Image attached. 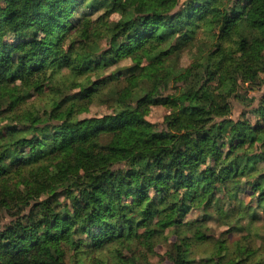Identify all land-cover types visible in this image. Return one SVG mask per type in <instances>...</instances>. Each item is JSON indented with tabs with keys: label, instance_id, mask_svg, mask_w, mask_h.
Returning <instances> with one entry per match:
<instances>
[{
	"label": "trees",
	"instance_id": "trees-1",
	"mask_svg": "<svg viewBox=\"0 0 264 264\" xmlns=\"http://www.w3.org/2000/svg\"><path fill=\"white\" fill-rule=\"evenodd\" d=\"M263 83L264 0H0V264H264Z\"/></svg>",
	"mask_w": 264,
	"mask_h": 264
},
{
	"label": "rangeland",
	"instance_id": "rangeland-1",
	"mask_svg": "<svg viewBox=\"0 0 264 264\" xmlns=\"http://www.w3.org/2000/svg\"><path fill=\"white\" fill-rule=\"evenodd\" d=\"M111 19H115L117 18L116 14H113L110 16ZM202 35V34H201ZM203 42L205 43V45L208 44V42L206 41V36L204 35L203 37ZM200 42V40L198 39L196 44ZM195 44V45H196ZM195 53V46L193 47H189V46H183L182 49H180L178 51L177 54H173L171 57H169V61H171V63L174 64V66L176 67V70H180V68H184L185 66H187L191 60L192 57ZM129 62L128 59H125L121 62V64H127ZM122 66V65H121ZM122 67H119L116 69V71L120 70ZM243 88H245L247 91L246 93L248 95H260L261 93L264 92V83L260 86V88H246V84H244L242 86ZM232 104V112L231 115L233 118H237L239 116V114L242 112V110L244 109V106L238 102L236 99H232L231 101ZM109 108L106 107L105 105L102 104H95L93 106H91V108L84 112L82 115L84 116H91V115H99V114H103L106 112H109ZM167 113V109L158 104V105H151L149 112L146 115V118L156 124H158L159 126L162 125L163 123V117L164 115ZM246 116L252 121L254 122V120L256 119V117L250 113H247ZM245 199L248 200V195H246ZM259 213L262 214L263 210L260 208L258 209ZM196 215V212L191 211L189 212L186 216L187 218H192L193 216ZM13 218V215H11V213L8 210H0V228H2L6 223H8L11 219ZM209 225L212 228V233L217 236L218 233L221 230L226 229L225 226H216V224H214L213 221H209ZM255 224V223H254ZM256 226L259 227V230L264 233V217L262 218V220L256 222ZM228 236L233 239L236 236H234L233 233H229ZM168 237H169V241L168 242H172L175 238V235L172 233H168ZM257 244H261L260 240L256 241ZM263 247H261L260 253L262 255V258H264V245H261ZM167 248V243H160L155 247V253L153 255L150 256V261L153 264H171L169 259L166 257L165 255V250ZM209 248L208 245L206 244H201V246L197 247L195 251H197L195 253V262L193 264H207L202 258L204 255V252L207 251V249ZM215 248V246H214ZM101 254H105L107 255V252L104 251ZM108 260L110 261L109 263L112 264L113 260L110 259L108 257Z\"/></svg>",
	"mask_w": 264,
	"mask_h": 264
}]
</instances>
